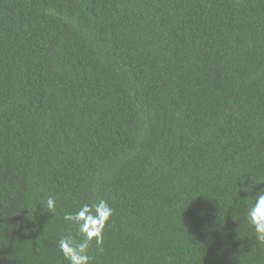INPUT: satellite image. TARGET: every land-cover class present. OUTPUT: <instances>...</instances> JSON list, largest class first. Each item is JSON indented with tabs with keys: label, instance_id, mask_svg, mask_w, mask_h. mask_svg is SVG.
<instances>
[{
	"label": "trees",
	"instance_id": "obj_1",
	"mask_svg": "<svg viewBox=\"0 0 264 264\" xmlns=\"http://www.w3.org/2000/svg\"><path fill=\"white\" fill-rule=\"evenodd\" d=\"M261 180L264 0H0V264H264Z\"/></svg>",
	"mask_w": 264,
	"mask_h": 264
},
{
	"label": "clouds",
	"instance_id": "obj_2",
	"mask_svg": "<svg viewBox=\"0 0 264 264\" xmlns=\"http://www.w3.org/2000/svg\"><path fill=\"white\" fill-rule=\"evenodd\" d=\"M43 205L54 213L56 202L52 196ZM113 214L114 209L104 199L83 203L76 212L65 214L64 219L75 226L74 230L69 229L58 241L59 249L68 264H93L94 257L89 253L90 246L93 241L96 245L103 243L105 226ZM246 218L257 243L264 244V189L252 197Z\"/></svg>",
	"mask_w": 264,
	"mask_h": 264
}]
</instances>
